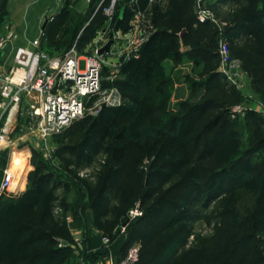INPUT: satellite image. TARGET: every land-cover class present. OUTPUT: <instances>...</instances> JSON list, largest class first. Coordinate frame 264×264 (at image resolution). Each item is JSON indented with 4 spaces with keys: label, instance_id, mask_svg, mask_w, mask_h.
I'll list each match as a JSON object with an SVG mask.
<instances>
[{
    "label": "trees",
    "instance_id": "obj_1",
    "mask_svg": "<svg viewBox=\"0 0 264 264\" xmlns=\"http://www.w3.org/2000/svg\"><path fill=\"white\" fill-rule=\"evenodd\" d=\"M7 2L0 0V14L8 15ZM219 2L244 5L240 29L252 39L254 48L251 52H240L238 58L244 60L247 56L253 63L257 57L264 66V0ZM196 7L197 0L154 4L150 0H138L134 7L120 5L114 22L122 14V33L132 30L136 9L145 14V23L153 27L139 55L122 60L121 70L129 78V94L119 90L129 102L119 107H105L96 117L75 121L69 129L76 130L81 137L76 144L63 146L59 154L69 155L64 162L76 168L89 166L99 156H106L90 190L87 207L93 226L102 236L112 238L118 225L110 217L111 200L127 208L139 203L144 210L140 218L127 224L126 238L121 243L123 258L133 245H139L137 264H157L172 242L168 233L200 219V215L186 206L192 197L199 195L204 206H208L248 189L260 195L256 207L243 214L225 207L217 215L222 221L217 226L223 233L220 247L210 250L198 246L177 264H264V166L258 170L254 162V156L264 151V137L242 153V142L229 113L230 103L214 96L182 102L179 114H169L166 125L158 128L149 142L132 140L123 130L125 120L136 114V97L151 84L157 72L165 71L166 61L181 64L188 60L196 68L220 59L218 53L203 44L201 33L211 25L197 20ZM69 16L67 23L73 33L75 14L65 9L57 18L63 21ZM108 21L105 15L96 16L81 36L83 43ZM47 33V39H53L56 31L53 27ZM182 46L185 52H181ZM164 74L165 81L173 88V79ZM206 75L203 81L187 76L191 98L226 86L223 75L217 71ZM231 94L236 99L240 97L236 90ZM246 118L256 125L263 124L264 117L255 111H248ZM61 187L53 173L37 165L29 174L23 193L5 203L3 194L0 195V264H62L63 258L69 256L71 250L58 248L54 237L70 238L67 222L57 224L54 234L30 222L39 211L43 218L53 215L59 200L56 191ZM35 245L45 249L33 254L21 250Z\"/></svg>",
    "mask_w": 264,
    "mask_h": 264
},
{
    "label": "rangeland",
    "instance_id": "obj_2",
    "mask_svg": "<svg viewBox=\"0 0 264 264\" xmlns=\"http://www.w3.org/2000/svg\"><path fill=\"white\" fill-rule=\"evenodd\" d=\"M111 1L94 0V2H91L92 6L89 8L85 19L81 20L83 23L81 22L80 28L73 34L67 23L71 16L64 18L63 21H59L56 17L61 9L70 10L72 13L74 8L71 0H8V15L6 13L0 14V41L11 32L14 33L15 38L8 43L5 49L4 64L8 67L14 66L16 56L22 50L27 49L30 52H35L37 49L34 47V42L40 39L44 48L43 51L51 57L57 56L61 53V49L65 50L69 43L72 42V45L75 42L73 47L76 45V50L81 58H92L95 47L100 43V37L107 38L112 34L111 28L112 24H115L114 20L117 13L106 24H103L98 33L91 36L87 43H83L84 41L81 39L85 30H83V27L88 26L96 16L105 15V9L109 7ZM129 2L130 0H122L121 4H128ZM87 8V1L81 0L77 3L75 9L78 13L85 14ZM200 10L208 12L209 18L206 22L211 25L209 29L201 33L203 44L219 54L221 45L227 43L233 55L232 57L240 62L239 66L232 69V79L227 80L223 76L225 87L211 89L207 95L201 94L192 99L202 101L208 96H214L223 103H230L231 107L229 109L236 105L259 109L257 107L259 104L264 105L263 62L257 57L253 63L248 60L247 56L244 60L238 58L240 52H251L254 48L252 39L245 36V33L240 29L244 5L222 4L219 0H202L201 4L197 3L196 14ZM46 22V31L43 32L42 27ZM53 27L56 34L53 39H47V32ZM129 37L126 36L123 40L117 41L113 50L119 55L128 53L131 48L128 41ZM108 61L113 62L116 60L109 59ZM181 65L194 69L192 75L202 81L207 77L206 74H209L212 70L222 74L224 69L221 58L209 65H200L196 68L193 64L190 65L188 60H185ZM110 67V65L103 64L104 87L116 86L118 89H122L121 91L125 95L129 94L128 76L120 69L113 80L111 78L107 79L111 77L109 74ZM0 68H4L1 53ZM164 72L167 74L166 70L157 72L151 84L144 87L141 94L136 97L138 100L136 114L133 118L125 120L123 124V130L128 138L149 142L154 137L157 129L166 125L169 114H179L180 109L176 111L172 109L173 88L165 81ZM232 90L239 92L240 97L238 99L232 96ZM124 102L128 103L129 100L125 99ZM21 109L23 114H20L18 120L8 129H4L7 114L3 116V119L0 118V194H3V202L9 201L10 198L18 196L26 190L29 183V174L36 169L37 165H41L47 172L55 175L56 180L61 183L62 187L56 191L59 200L56 203L53 215L50 218H43L41 211H39L30 222L41 225L45 231L51 234L55 233L57 224L68 223L70 238L63 235L54 236L58 248H69L71 250L69 256L63 258L62 264H97L110 253L117 264L119 260H122L124 254L121 251V243L126 238L128 231L126 224L140 218H134L131 215V211L137 208L138 203L132 208H127L120 206L115 200L110 201V217L115 218L118 225L112 236L113 240L110 248L105 247L102 242V233L93 226L91 212L87 207L89 205L90 190L97 181L106 156H99L89 166L78 168L73 165L69 166L63 159H69L70 156H61L59 150L63 146L76 144L81 134L76 130L69 129L70 126L61 134L45 141L36 131V128L33 127L34 122L27 116L28 110L25 108V104L21 105ZM259 115L264 117V113H259ZM246 116L247 114L235 119L232 118L242 142V153L252 143L264 137V119L263 124L256 125L248 121ZM110 142L117 144L113 140ZM254 162L258 170L263 168L264 151L254 156ZM10 188H12V191H10ZM260 199L259 194L248 189H243L233 196L223 197L208 206H204L205 202L201 200L199 195L192 197L186 206L200 215V219L193 223L180 225L168 233L169 237L172 238V242L167 247L163 257L157 261V264H177L198 246L210 250L220 247L223 241V233L217 229V226L222 223L217 218L218 213L223 208L228 207L235 208L243 214L247 209L256 207ZM76 209L78 212H75ZM140 211L144 213L141 208ZM123 225H126L125 232H122ZM44 249L45 247L42 245L21 248L23 252L31 254Z\"/></svg>",
    "mask_w": 264,
    "mask_h": 264
},
{
    "label": "built area",
    "instance_id": "obj_3",
    "mask_svg": "<svg viewBox=\"0 0 264 264\" xmlns=\"http://www.w3.org/2000/svg\"><path fill=\"white\" fill-rule=\"evenodd\" d=\"M121 2L122 0H112L109 7L105 9L108 20H111L118 12ZM201 2L202 0H197L198 4ZM154 3L155 0H150V4ZM136 12V22L132 30L126 35L120 31L118 36H114L112 35L114 24H112V34L107 38L100 37V43L95 47L92 58H81L75 45L63 57H51L39 48L35 52L25 49L17 54L14 66L7 67L3 64L4 68H0V118L3 119V116L7 114L4 129L10 128L20 114H23L22 104H25L28 110L27 116L34 122L33 127L45 141L61 134L79 119L96 117L105 107L123 105L124 99L117 87H104L103 64L111 66L109 70L111 77L107 79L113 80L122 68L123 59L127 61L139 55L153 27L145 23V14L142 11L136 9ZM196 15L201 23H205L209 18L206 10H200ZM126 36H130L128 41L131 48L128 53L119 55L113 50L114 44ZM14 38L15 35L11 32L0 41L1 55ZM110 41L112 45L109 52L100 54V50ZM219 56L224 66L223 76L227 80L232 79V69L239 66L240 61L232 57L227 43L221 45ZM109 59L117 62H110ZM257 107L259 109L236 105L229 109V113L233 119L245 116L252 110L263 114L264 105L259 104ZM140 208L138 203L137 208L131 211L132 217L143 215ZM126 225L122 226V232H125ZM112 240L110 236H102V242L107 248H110ZM140 250L139 245H133L117 264H137L140 259ZM97 264L116 263L110 253Z\"/></svg>",
    "mask_w": 264,
    "mask_h": 264
},
{
    "label": "crops",
    "instance_id": "obj_4",
    "mask_svg": "<svg viewBox=\"0 0 264 264\" xmlns=\"http://www.w3.org/2000/svg\"><path fill=\"white\" fill-rule=\"evenodd\" d=\"M81 0H77V1H72L71 2L73 3V14H75V16L77 17V20L76 22L73 24L74 26V30H73V33H75V31H77L80 26H81V22L85 19L86 15H87V12L90 8V5H91V2H93V0H86L87 3H88V8H87V11L85 14H80L76 11V5L77 3H79ZM126 1V0H125ZM129 1V0H127ZM138 0H130V2L127 4L123 3V5H136ZM167 0H155V3H165ZM132 2V3H131ZM63 8V7H62ZM63 9H61L60 13L62 12ZM59 13V14H60ZM58 16V15H57ZM56 16V17H57ZM54 18V17H53ZM84 18V19H83ZM82 20V21H81ZM136 22V20L134 19L131 23V25L133 26L134 23ZM83 23V22H82ZM46 24L47 22L44 24V26L42 27V31L44 32L45 31V27H46ZM115 25V24H114ZM87 27V25H85L83 27V30ZM98 33V32H97ZM122 33V32H121ZM124 35H126L127 33H123ZM72 43V42H71ZM71 43H69L67 45V47L65 48V50L61 49V53H59L57 56L55 57H63L68 51H70L72 48H73V45L75 44V42L71 45ZM34 47H36V49H40V50H44L43 46L41 45V39L40 40H36L34 42ZM72 47V48H71ZM186 51V48H184L182 46L181 48V52H185ZM5 54V51L2 53L1 55V61L2 63L4 64L3 62V56ZM5 65V64H4ZM191 65V63H190ZM6 66V65H5ZM8 67V66H7ZM164 67H165V70L167 72V75L173 79L174 81V84H173V93H172V99H171V106H172V109L173 110H179V104L181 102H185V101H188L191 98V93H190V87H189V84L187 82V76L191 75L192 77H194L192 74H193V69L191 68H187L186 66H182L181 64H175L174 62L172 61H166L164 63ZM196 80H198L196 78ZM175 105V106H174ZM13 169V167H12ZM12 184L14 182H11ZM12 188H10V191ZM25 189V188H24ZM23 189V190H24ZM25 191V190H24ZM22 191V193L24 192ZM1 195V194H0Z\"/></svg>",
    "mask_w": 264,
    "mask_h": 264
},
{
    "label": "water",
    "instance_id": "obj_5",
    "mask_svg": "<svg viewBox=\"0 0 264 264\" xmlns=\"http://www.w3.org/2000/svg\"><path fill=\"white\" fill-rule=\"evenodd\" d=\"M123 20V16L122 14L117 18L115 25H114V29H113V35L114 36H118L119 32H120V25L122 23ZM112 45V41L108 42L103 49L100 50V54H104L106 52H109L110 47Z\"/></svg>",
    "mask_w": 264,
    "mask_h": 264
}]
</instances>
